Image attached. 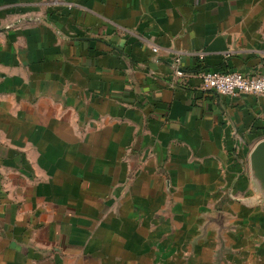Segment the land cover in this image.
<instances>
[{
  "label": "crops",
  "instance_id": "crops-1",
  "mask_svg": "<svg viewBox=\"0 0 264 264\" xmlns=\"http://www.w3.org/2000/svg\"><path fill=\"white\" fill-rule=\"evenodd\" d=\"M199 69L264 71V0H0V264H264V96Z\"/></svg>",
  "mask_w": 264,
  "mask_h": 264
},
{
  "label": "built area",
  "instance_id": "built-area-1",
  "mask_svg": "<svg viewBox=\"0 0 264 264\" xmlns=\"http://www.w3.org/2000/svg\"><path fill=\"white\" fill-rule=\"evenodd\" d=\"M154 50L156 51L157 48L155 47ZM175 62L180 64L181 58H175ZM177 73L182 75L183 72L177 68ZM196 76L201 80L202 88L216 90L223 95L234 96L244 93L264 96V71L257 74H245L240 71L199 69Z\"/></svg>",
  "mask_w": 264,
  "mask_h": 264
},
{
  "label": "water",
  "instance_id": "water-1",
  "mask_svg": "<svg viewBox=\"0 0 264 264\" xmlns=\"http://www.w3.org/2000/svg\"><path fill=\"white\" fill-rule=\"evenodd\" d=\"M251 162L258 177L264 183V140L255 145L251 153Z\"/></svg>",
  "mask_w": 264,
  "mask_h": 264
}]
</instances>
